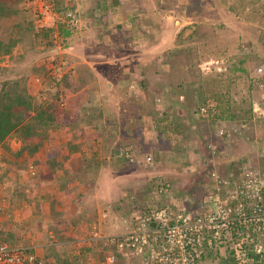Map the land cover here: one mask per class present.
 <instances>
[{
	"label": "rangeland",
	"instance_id": "rangeland-1",
	"mask_svg": "<svg viewBox=\"0 0 264 264\" xmlns=\"http://www.w3.org/2000/svg\"><path fill=\"white\" fill-rule=\"evenodd\" d=\"M94 1L90 0V4ZM97 1L98 4L107 3L109 8L101 9L106 14L100 15L98 20L92 19L89 8L85 9L88 5L76 2L75 12L79 17L76 28L72 30L74 40L63 41L59 34V24L64 17L48 13L37 23L51 29L49 36H43L40 32L37 35L27 32L23 42L13 48L11 55L0 56V67L7 68L0 70V80L28 73L27 90L33 98L40 97L43 100L49 94L60 92L59 97L54 99L52 109L56 108V114H62V119L68 116L70 123L66 125H70L69 128L80 123L79 126L86 129L88 124H92V119L88 118L95 116L97 109L103 115V121L97 122L100 125L94 127L92 137L84 140L79 133V148L84 147L81 154L90 158L94 151L99 162L102 161L99 158L106 162L105 158L110 157L109 161L124 173L114 172L100 179L96 175L98 185L94 181V173H90V179L84 182L85 178L81 185L85 196L77 198L69 211L78 223L85 211L90 209L94 215L93 211L97 210L94 215L96 224L87 231H80L85 240L80 250L89 246L87 248L91 249L90 257L95 264L102 257L93 255L98 251L97 238L129 230L134 216L146 210L150 199L154 200L155 181H169L175 195L184 197L185 194L193 202L201 199L206 191V195L210 194L211 187L205 189L196 178H204V181L212 169L221 174L229 173L227 165L223 163L226 138L231 137L229 147L233 151V156H230L233 170L238 172L248 160L264 173V153L259 144L260 141L264 142V88L257 84L252 87L250 84H254L261 76L250 82L252 69L256 65H264V48L259 46L261 38H264V0H220L221 8L227 13L221 16L215 13L212 2L208 0H204V3L202 0ZM20 2L18 8L25 12L16 14V19L29 16L26 7L31 6L30 3L26 0ZM86 17H89V22H86ZM146 18L150 21L145 22ZM172 21L175 28H160V25L167 26V22ZM184 25L187 26L186 30L176 37V32ZM8 29V23L1 24L0 36H5ZM259 35L262 37L258 38ZM97 37L104 43H99ZM49 40L52 45H48ZM30 45L33 51L27 54ZM224 64L226 67L229 64L231 68L235 66L237 72L226 70ZM241 65L247 68V72L244 73ZM123 66L127 69L124 74L120 70L122 75L119 74L117 84L115 71ZM216 71H224L225 76L218 77L216 81L215 75H212ZM65 75L67 80L63 82L60 79ZM57 80L60 83L54 82ZM200 85L209 98L220 95L226 98L228 110L225 114L234 113L237 117L234 120L220 119L212 126L204 121L205 116L195 111L201 105L195 95ZM41 89L45 92L39 96ZM249 107L250 111H247ZM161 110L166 114L163 119L158 113ZM108 115L114 116L116 124H122L123 128L120 126L113 132L110 126L104 124L106 117L111 119ZM144 120L151 124L154 133H143ZM179 121L184 126L178 130L171 129L170 124ZM131 122L138 126L126 132ZM159 123L167 124L168 130L165 131ZM219 125H231L241 131L232 133L229 130L224 139L216 136L217 139L214 134ZM87 131L91 132L90 128ZM57 132L60 143L65 138L63 132L69 135L65 129H58ZM126 135L131 139L124 140ZM120 141L127 143L125 146L131 147L140 157L146 153L152 154L153 162L149 166L128 164L124 158L116 157L111 148L122 146L119 145ZM86 143L88 146H84ZM13 145L18 147L17 143ZM213 145L217 147L213 148ZM36 151V155L27 156L24 153L18 158L17 162L24 161L25 171L19 173L16 179H12V176L19 169L18 163L0 159V236L2 239L7 236L10 245H32L33 240L42 243L47 238L55 241L52 236L55 233L53 220H48L54 216L49 213L51 198L48 188L58 176L48 177L51 182L48 179L42 181L47 188L42 195L47 198L38 195L30 203L19 194L21 188L25 193L33 192L32 181L37 174L33 162L44 159L48 147L38 146ZM204 158L211 161L216 158V162L205 171L202 169ZM180 172H186L188 179L183 187L179 183ZM121 191L124 195H121ZM128 194L132 197H128ZM72 195H75V191ZM53 200L52 203L58 206L57 201L54 200V203ZM53 204L52 207L55 206ZM63 234L58 235L59 241L73 240L72 235L63 238ZM72 244L66 243L61 247L78 260V244ZM35 253L40 254L38 249ZM211 254L212 251H208V255ZM94 263L91 261V264ZM258 264H264V258Z\"/></svg>",
	"mask_w": 264,
	"mask_h": 264
},
{
	"label": "built area",
	"instance_id": "built-area-1",
	"mask_svg": "<svg viewBox=\"0 0 264 264\" xmlns=\"http://www.w3.org/2000/svg\"><path fill=\"white\" fill-rule=\"evenodd\" d=\"M31 3L38 20L54 12L53 0ZM64 20L77 24L76 15L70 11ZM262 72L263 67L258 66L253 77ZM255 84L264 88L262 81ZM197 111L201 115L207 112L202 104ZM222 129L217 128L215 134L221 136ZM116 154L128 164L146 166L153 162L152 154L140 157L131 147L121 146ZM208 178L212 180L210 194L194 202L185 194L175 195L169 181H155L154 200L150 199L146 210L134 216L129 230L109 237L113 252L98 264H223L222 260L227 264L258 263L264 258V173L246 160L238 172L221 174L211 170ZM0 264L45 263L31 247L10 245L0 238Z\"/></svg>",
	"mask_w": 264,
	"mask_h": 264
},
{
	"label": "trees",
	"instance_id": "trees-1",
	"mask_svg": "<svg viewBox=\"0 0 264 264\" xmlns=\"http://www.w3.org/2000/svg\"><path fill=\"white\" fill-rule=\"evenodd\" d=\"M21 0H0V25L5 23H8V31L6 32L5 36H0V56H4V55H11L13 48L15 46H17L19 43L23 42V40L25 39L27 32L29 33H34L35 35H37L38 32H40L43 36H49V31L51 30L48 27H39L37 25V20L39 19V15L37 13L36 8L32 5L31 0H26L27 3H30L31 6L26 7V11L28 13L29 16L27 17H23L21 18H17L16 19V14H19L21 12H25V10H21V8H18V3ZM204 3V0H202ZM209 2H212L213 7H214V11L218 16H221V14L227 15V13L223 10V8H221L220 6V0H208ZM25 2V0H24ZM188 2V1H187ZM107 3H102L98 1H94L92 2L88 8H89V14H92L93 16V20H98L100 18V15H105L106 11H101V9L107 10L109 9L107 7ZM202 5V4H201ZM56 11L57 15L60 17H65L67 12H73L77 19H78V15L75 12L76 8L75 5L73 3H70V0H53V7H52V11ZM193 17V16H192ZM67 19V18H66ZM147 20H145V22H149L150 19L146 18ZM78 21V20H77ZM61 23L59 24V34L62 36L63 41L67 39V36L72 32V30L74 28H76V25H71L70 23H68L66 20H62L60 21ZM151 23V22H150ZM152 23H157L158 22H154L152 21ZM187 26H182L180 28V30H178V32H176V37H179L181 32L186 30ZM160 28L162 29H166V28H175L173 21L172 22H167V26L166 25H160ZM40 29V30H39ZM168 31V30H167ZM189 32H187L188 35ZM262 35H259L258 38H261ZM264 38H261V42L264 44ZM259 44V46L261 48H264L263 44ZM48 45H52L51 41L49 40ZM31 51H33V46L30 45L29 50L26 51V53H30ZM25 55V54H24ZM25 57V56H24ZM68 60L69 56H67ZM224 68L226 70H229L233 73H236L237 71L235 70V66L234 68H231V66L228 64L226 67V64H224ZM260 65V64H259ZM243 70L244 73L247 72V68H245L244 66H240ZM33 68L34 65L31 66V72H33ZM6 67H0V70H6ZM216 70V69H215ZM214 70V71H215ZM35 71H37V69L35 68ZM252 74V73H251ZM27 75L26 74H22L19 77L15 76H11V77H6L2 80H0V159L2 161L5 162H9V160L12 161V163L16 164L18 163V168L16 169V173L13 174L12 179H16L18 177V174L25 171V169L23 168L24 166V161L23 162H17L18 158H21L24 153H26V155L28 156V154H33L36 149L38 148V146H44V147H48V151L46 152L45 158L43 160H37L34 161L33 163L35 164L36 167V177L35 180L32 181L34 182V190L32 193L28 194L25 193L23 191V188L20 189L19 194L21 195V198L23 200H29L30 203H32V201L35 200V198L40 195L42 198L44 197V195H42V193L44 191H47V188L44 186V183L42 184V181L47 180L48 177H50L51 171L55 168V166L59 165V163L61 162L60 157L58 152L60 151V148L63 147L64 143L61 144L58 140H57V135L55 134V132H57V130L59 129L60 126L66 125L68 123H70V119L68 118V116H65L66 118H60V116H62V114H60L58 116V114H56V108L52 109L54 107V99L59 97V93L60 92H54L52 94H49L47 96H45V99L40 100V97H35L33 98V96H31V94L28 92L27 90ZM213 76L215 75V80H218V77L220 76H225L224 75V71H216V73L212 74ZM263 76V77H262ZM262 77V78H260ZM258 78V82L264 81V65H263V73L262 75ZM255 77H253L250 82L254 79ZM61 81L65 82L67 80V75H65L64 77H61L60 79ZM224 80V79H223ZM56 84L59 82V80L54 81ZM60 83V82H59ZM252 83V82H251ZM258 85V84H257ZM220 86H222V84H220ZM45 90L41 89V92L39 93V96L44 95ZM195 95L196 98L199 102H201L202 105H204L206 107V114L202 115L205 116L204 121H208L209 125L212 126L213 123L215 122H219L220 119H225V118H229L231 120H234L237 115H235L234 113L231 114H225L227 109V105L226 102H228V100L226 98L221 97L222 95L216 97V98H209L208 95L206 93H203V89L202 86L200 85L199 88L196 89L195 91ZM200 93V94H199ZM165 106V104H164ZM96 109V108H95ZM161 110L160 112H158L159 114H161L162 119L166 117V114L163 113ZM247 111H250V107L247 109ZM60 112V111H59ZM65 115V113L63 114ZM102 113L97 109V113L95 116H91L88 119H92L91 123L92 124H88L87 128L93 129L95 126H98L100 124H98V121H103L102 119ZM110 116V115H108ZM59 117V118H58ZM111 119H109L108 117L105 118L104 120V124L107 126H110L111 129L114 131H117L118 127H122V124H116V120L114 119V116H110ZM157 117V116H155ZM99 118V119H98ZM98 119V120H97ZM182 119V118H181ZM93 120H95V122L93 123ZM159 120L161 121V119L159 118ZM158 120V121H159ZM180 122V121H179ZM179 122L175 123V124H170L171 125V129H180V127H183L184 124H182V122H180L181 124H179ZM166 123V122H165ZM159 125H161V127H163L165 129V131L168 130V125L164 124V123H159ZM159 125H155V127L159 126ZM138 125H136L135 123H129L128 124V128L126 130V128L124 127V131L126 130V132H130L136 129ZM218 127H222L223 129H225L226 131H232V133L235 131V133L240 132V128H234L233 126L229 125L225 126L224 125H219ZM86 129H83V127H79L76 128L78 130V132L80 134H85V136H83L84 140L87 137H92V131L91 132H85L87 131ZM237 129V130H236ZM82 136V135H81ZM217 136V134H215V137ZM124 140H126L127 138L130 140L131 137L129 135L124 136ZM263 138H264V131H263ZM231 137L226 138L224 140V146L225 147V151L223 154V163L225 165H227L228 170L231 172H236V169L233 170V162L231 163V158L230 156H233V151L230 149V145H229V141H230ZM88 142V141H87ZM263 143V141H260V143ZM13 143H17L18 147H14ZM69 144H71L70 142H68ZM125 144L123 141H120L119 145H122V147L125 146ZM73 148H78L75 147L76 144H71ZM88 146V143H86L84 146ZM90 146V145H89ZM259 146V145H258ZM79 150H84V147L79 149ZM196 151V150H195ZM262 152L264 153L263 147H262ZM115 153V152H114ZM196 153H198L196 151ZM10 155L12 157V159L10 158ZM92 157H94L95 155H97L96 152H92ZM63 160L66 159L65 155L61 156ZM204 162L202 163V169L207 170L208 168H210V166L212 165V163L216 162V158H214L212 161L208 158H204L203 160ZM218 161H222L221 159H218ZM227 163V164H226ZM149 166V165H147ZM33 167V166H32ZM35 175V172H34ZM159 175V174H158ZM185 175V176H184ZM16 177V178H15ZM163 177V176H162ZM183 177H186V174H183ZM204 179V178H203ZM203 179H198V177L196 178V180H200L201 183L203 184V187L205 189H208L209 187H212V180L206 178L204 181ZM48 181H50V178L48 179ZM39 185H43L44 186V190L42 191L41 188H38ZM184 185H182L183 187ZM38 188V189H37ZM41 189V191H40ZM50 189V188H48ZM207 192V191H206ZM205 192V194H206ZM22 193V194H21ZM39 197V196H38ZM47 198V197H45ZM50 201V206L52 207V197ZM55 200V199H54ZM54 203H56V201H54ZM193 202V201H192ZM65 203H67L65 201ZM58 211L54 210L51 213L55 216V214ZM73 219V223L74 225H77V220L75 219V217H72ZM87 230V229H85ZM44 235H47L46 232H44ZM112 236V235H110ZM110 236H104V237H100L97 238L96 240V245L98 246V251L93 255H100L101 260L104 259V256L107 254H110L111 252V248L112 245L109 243V237ZM50 242H54L53 240H51V238H47L46 240V244H48L49 246H44L43 248H45L46 251H50L52 250V253L55 255V262H53V264H84V259L83 257L78 258V260H76L75 256H73V259L69 260L68 255H65V253L67 252L66 250H64V248H61V246H58V248H56V246L54 244H50ZM18 245V244H17ZM53 246V247H52ZM89 247V246H87ZM84 248V250H86L87 253H91V249L89 248ZM54 248V249H53ZM113 249V248H112ZM66 251V252H65ZM218 254V253H217ZM47 253H43V259H44V263L45 264H52L51 262L47 261ZM81 256V255H80ZM76 261H75V260ZM223 264H227V260L226 261H222ZM116 264H122L121 262H116ZM254 264H257V261H255Z\"/></svg>",
	"mask_w": 264,
	"mask_h": 264
},
{
	"label": "crops",
	"instance_id": "crops-1",
	"mask_svg": "<svg viewBox=\"0 0 264 264\" xmlns=\"http://www.w3.org/2000/svg\"><path fill=\"white\" fill-rule=\"evenodd\" d=\"M76 2L79 5L82 4V2L85 3L88 6L90 5V0H83V1L82 0H79V1L70 0V3H73L75 5V7H76ZM88 6L85 9H88ZM51 14L53 16H55L54 13H50V15ZM79 15H80V20H82L81 19L82 18L81 14H79ZM88 18L86 17V22L90 21ZM85 24H87V23H85ZM96 27H98V26H96ZM117 38H118V36H117ZM68 39L74 40V34L72 32L67 36V40ZM97 40H98L99 43H102V44L104 43V41H102L101 38L99 39L97 37ZM118 40H120V39H118ZM119 45H120V41H119ZM126 69H127V67L123 66V68H121V69L118 68L115 71L116 72V76L118 77L116 79L117 84L119 83V74H121L120 70L122 71V74H124ZM104 80H108V79L105 78ZM108 81H110V80H108ZM112 85H114L113 82H112ZM195 111L197 112L198 115H201V114L198 113L197 109ZM142 116H143L144 119H147V118H145L146 117L145 115H142ZM144 121H146V120H144ZM79 124L80 123H78V125L74 126L73 128H69L70 125H63V126L59 127V130H61V129L68 130L70 136L68 134L65 135V133L63 132V135L65 136V138H63L64 141H62L61 144H63L64 142L65 143L63 144L64 146L61 147L60 151L58 152L59 157L61 159L60 160L61 162L59 163V165L55 166V168L51 171V174H50V176L51 175L58 176L57 177L58 179L57 178L54 179L55 182L50 186V191H49V197H52L53 199L57 200V204H58V206H56L55 204L52 203L55 206L51 207L49 209V213L50 214H52L51 212L54 211V210L58 211L55 214V216H53V217L51 216L52 219L51 218L48 219V220H53V224H52L53 226L52 227L55 230V233H52V236L55 238V241L54 242H50V244H54L56 246V248H58V246H63L66 243H73L72 244L73 246L78 244L79 249H78L77 252L78 253L80 252L79 254L81 255L78 258L83 257V259L85 260L84 264H91V261L94 260L93 258L90 257V255H92V254L91 253H87L86 250H84V249L80 250L82 248L83 244L85 243V242H83V240H84L83 234L81 235L80 231L88 229L91 225L96 224L94 215H95V212L97 210L95 209L96 211H93L94 215H92V212H91L90 209L85 211L84 212V216H82V218L78 221V223L76 222L77 225H74L73 219H72L73 213L72 212L69 213V211L72 210V204L76 203V199L77 198H79V199L81 198L82 199L85 196L84 188L81 185H82V181L85 178L86 179H85L84 182H87L90 179L89 178L90 173H94L93 174L94 181L96 180L97 185H98L99 179L103 178L104 175L105 176H111V174L114 173V172H119V173H124V172L120 171V169L118 167L116 168V165H113L112 162L109 161L110 157L109 158L108 157L105 158V159H107L106 162L102 158H99V159L102 160L101 162H99L97 160L98 155H96L95 157H92V155H91L92 153L90 154V158L83 157V155L81 153L84 150H79L80 149L79 148L80 147V144H79V142H80L79 138L80 137H79V132L76 129V128L82 127V126H79ZM142 129L144 130L143 133H146V132H153L154 133V129L151 127V124H148L147 121L143 125ZM94 130L95 129L93 128L90 131H94ZM85 132H89V131H85ZM55 134L58 135V132H55ZM85 135H86V133L83 134V132H82V136H85ZM68 142H70L71 144H76L75 147H78V148H73L72 145L69 144ZM261 146L264 147V142L263 143L261 142ZM111 149L113 150V148H111ZM35 152H37V151H35ZM33 154L36 155V153H33ZM62 155L66 156L65 160L62 159V157H61ZM160 157L165 159V156L162 155V154H160ZM42 160H43V158H42ZM74 161H77L78 163L76 162V163L73 164ZM98 162H99V164H98ZM183 173H186V172H180L179 173V177H180V182L179 183L181 184V186L186 183V180L188 181L187 177H183ZM96 175H97V178L99 177V179L96 178ZM132 181H134V180H132ZM50 182H51V178H50ZM44 186L43 185L42 186L39 185L38 188H41L42 191H43L44 190ZM79 186H80V188L78 189ZM61 188H63V190H61ZM73 191H75V195H72ZM120 193H121V195H124V192L122 193V191H121ZM45 197L46 196H44L43 198H45ZM128 197H131V195L128 194ZM65 201L69 202V203H65ZM120 201L121 200L119 198V202ZM65 214H66V217L64 216ZM63 221H64V224H63ZM91 221H92V223H91ZM65 232H67V234ZM62 234H63V236H62L63 238L64 237H68V235H72L73 240L59 241L57 239V237H58V235H62ZM28 245H30V244H28ZM32 246H34L35 250L36 249L39 250L40 254L39 253L38 254L41 255L42 257H43V253H47V255H48L47 258H46L47 261L51 262L52 264H53V262H55V255L52 253V250L50 252V251H46L45 248H43V246H49L48 244H46V242L43 241L41 243L40 241L37 242L36 240H33ZM65 255H68L66 257H68L69 260L73 259V256H71L68 252H66Z\"/></svg>",
	"mask_w": 264,
	"mask_h": 264
},
{
	"label": "clouds",
	"instance_id": "clouds-1",
	"mask_svg": "<svg viewBox=\"0 0 264 264\" xmlns=\"http://www.w3.org/2000/svg\"><path fill=\"white\" fill-rule=\"evenodd\" d=\"M52 13V12H51ZM54 15L56 16V17H58V15H57V13H56V11H55V9H54ZM258 66H262L263 67V64H260V65H256L253 69H252V74H250L251 76H250V80L253 78V75H254V71L256 70V68L258 67ZM251 85H252V87H254V85L252 84V83H250ZM133 87V86H132ZM118 146V145H117ZM124 147H127V146H124ZM115 148V147H114ZM114 148H113V154L116 156V157H119V156H117V154H116V151H115V153H114ZM147 166V165H146ZM255 166V165H254ZM212 170H214V169H212ZM211 170H209V172H210ZM231 171H229V173H230ZM32 173H34V172H32ZM209 174V173H208ZM208 174L206 175L207 176V178H208ZM225 174H228V173H225ZM209 179V178H208ZM174 192V191H173ZM132 197V196H131ZM115 235V234H114ZM0 238L2 239V236H0ZM6 238H7V236H5L3 239H2V241H4V242H6L7 244H9L8 243V241L6 240ZM14 246H28V247H31L32 248V251H34L35 252V248H34V246H32V245H28V244H14ZM218 252V251H217ZM38 255V254H37ZM40 258H42L43 259V257L41 256V255H38ZM263 259V258H262ZM261 259V260H262ZM43 261H44V259H43ZM100 261V260H99ZM99 261H98V263H99ZM222 261H225V260H222ZM221 261V262H222ZM92 262L94 263V260H92ZM119 262H121L122 264H124L122 261H119ZM259 263V262H258ZM257 263V264H258ZM95 264V263H94Z\"/></svg>",
	"mask_w": 264,
	"mask_h": 264
},
{
	"label": "bare ground",
	"instance_id": "bare-ground-1",
	"mask_svg": "<svg viewBox=\"0 0 264 264\" xmlns=\"http://www.w3.org/2000/svg\"><path fill=\"white\" fill-rule=\"evenodd\" d=\"M262 73H263V72H262ZM261 75H262V74H261ZM222 131H223V134H222L221 136H218V135H217V137L224 139V136H226L227 131H226L225 129H222ZM152 156H153V155H152Z\"/></svg>",
	"mask_w": 264,
	"mask_h": 264
},
{
	"label": "water",
	"instance_id": "water-1",
	"mask_svg": "<svg viewBox=\"0 0 264 264\" xmlns=\"http://www.w3.org/2000/svg\"><path fill=\"white\" fill-rule=\"evenodd\" d=\"M121 149V146H116L115 148H114V152L116 151V150H120Z\"/></svg>",
	"mask_w": 264,
	"mask_h": 264
}]
</instances>
